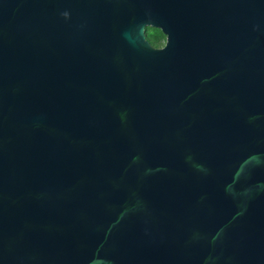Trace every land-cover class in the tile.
Listing matches in <instances>:
<instances>
[{
	"label": "water",
	"instance_id": "obj_1",
	"mask_svg": "<svg viewBox=\"0 0 264 264\" xmlns=\"http://www.w3.org/2000/svg\"><path fill=\"white\" fill-rule=\"evenodd\" d=\"M0 264H264V0H0Z\"/></svg>",
	"mask_w": 264,
	"mask_h": 264
},
{
	"label": "trees",
	"instance_id": "obj_2",
	"mask_svg": "<svg viewBox=\"0 0 264 264\" xmlns=\"http://www.w3.org/2000/svg\"><path fill=\"white\" fill-rule=\"evenodd\" d=\"M152 29V32L150 33V35L147 34L146 29H145V38L147 39V41L149 42L150 45L156 46L157 45V40L158 38H160L162 36V34L160 33V31L158 29H154V28H150Z\"/></svg>",
	"mask_w": 264,
	"mask_h": 264
},
{
	"label": "flooded vegetation",
	"instance_id": "obj_3",
	"mask_svg": "<svg viewBox=\"0 0 264 264\" xmlns=\"http://www.w3.org/2000/svg\"><path fill=\"white\" fill-rule=\"evenodd\" d=\"M157 41L158 42H157V45L156 46H153V45H151V46L152 47H161L163 45V43H164V36L162 35L160 38H158Z\"/></svg>",
	"mask_w": 264,
	"mask_h": 264
},
{
	"label": "rangeland",
	"instance_id": "obj_4",
	"mask_svg": "<svg viewBox=\"0 0 264 264\" xmlns=\"http://www.w3.org/2000/svg\"><path fill=\"white\" fill-rule=\"evenodd\" d=\"M146 32L148 35H150V33L152 32V29H149L148 27L146 28Z\"/></svg>",
	"mask_w": 264,
	"mask_h": 264
}]
</instances>
